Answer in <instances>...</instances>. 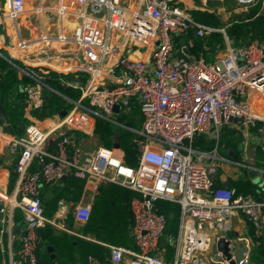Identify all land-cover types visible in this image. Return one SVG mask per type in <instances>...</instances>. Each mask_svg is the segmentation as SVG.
Masks as SVG:
<instances>
[{"label": "built area", "instance_id": "built-area-1", "mask_svg": "<svg viewBox=\"0 0 264 264\" xmlns=\"http://www.w3.org/2000/svg\"><path fill=\"white\" fill-rule=\"evenodd\" d=\"M41 1L6 0L9 17L18 19L29 9L41 14ZM58 1L62 31L34 43L19 37L14 46L18 51L34 46L39 54L56 56L41 58L28 69L13 64L19 76L30 77L33 84L24 101L30 124L22 137L8 142L17 157L13 201L2 209L8 214V236L14 211L24 214L20 248L10 264H38V229L48 222L43 191L59 186L69 175L83 180V190L88 187L94 194L75 208V219L83 224L89 222L95 198L107 183L137 194L130 201L135 249L106 245L107 261L90 255L87 264H252L253 249L264 238V193H238L231 174L222 171L229 164L247 176L251 171L264 176V169L255 165L256 149L264 153V43L234 44L226 29L196 22L184 0ZM235 1L245 8L261 1L264 9V0ZM71 15L78 23L69 35L63 24ZM192 29L200 38L223 34L224 46L218 48L215 62L177 55L176 37ZM143 48L141 56L135 55ZM52 71H82L89 79L79 85L59 78L52 88L47 85ZM45 89L72 106L52 125L35 114L44 110ZM135 101L143 117L140 129L115 118L129 115ZM118 103L120 113L114 110ZM98 119L137 136L133 165L126 163L122 147H84ZM227 128L241 138L236 151L225 148ZM68 131L73 134L68 136ZM76 132L85 137L75 138ZM200 136L212 142L211 149L195 147ZM252 137L258 143L251 146ZM227 180L230 189L216 187ZM2 199L6 204L8 196ZM159 202L177 206L176 234H166L171 218ZM221 240L228 243V256L218 247Z\"/></svg>", "mask_w": 264, "mask_h": 264}, {"label": "trees", "instance_id": "trees-1", "mask_svg": "<svg viewBox=\"0 0 264 264\" xmlns=\"http://www.w3.org/2000/svg\"><path fill=\"white\" fill-rule=\"evenodd\" d=\"M238 6L241 12L233 15L228 23L224 22L222 16L216 12L193 10L191 14L198 23L216 28L226 27L230 40L236 45H249L255 40L264 43V9L262 2L259 1L247 8L241 5ZM196 31V29H192L186 35L176 37L175 52L179 56H186L183 47L187 46L189 58L200 59L204 57L208 62H215V54L218 48L224 46L223 34L216 33L210 37L200 38L197 37ZM10 61L23 69H28V66L12 59L5 51L0 50V119L3 120L8 133L16 137H22L30 124L23 113L24 101L28 95L27 88L33 84V80L25 75L17 78L15 75L17 70ZM50 75L52 80H48L47 85L52 88H57L56 79L59 78H64L79 85H85L89 79V74L82 71L68 74L52 71ZM76 75H78V78H76ZM44 103L43 112L35 113L41 119L60 115L65 116L72 107L66 99L55 95L48 89L44 90ZM121 121L136 129L141 128L143 117L138 102H134L131 113L121 117ZM94 135L98 143L107 148H112L114 143L118 141L126 153V163L128 165L134 164L137 150L134 142L137 136L134 133L98 119ZM223 137L226 150H238L241 138L234 130L227 128ZM195 147L211 149L212 142L207 141L205 136H200L196 140ZM255 165L264 169V153L259 148L255 152ZM84 184L83 180L69 175L59 186L46 187L43 191L45 215L49 219L53 218L63 206L64 202L62 201L76 203L82 195ZM233 185L238 189V193H251L256 196L258 194L256 186L249 179L237 180L233 182ZM221 186L220 181L216 183V187ZM50 191H52L51 197L46 194ZM136 196L135 192L118 186H111L108 189L103 187L101 189V192L95 198L89 222L81 227L83 235L92 236L91 238L94 241L58 231L50 224L38 229V234L41 237L37 251L38 264H87L90 255L95 256L100 262H105L109 256V249L106 244L135 249L131 235L133 216L130 201ZM158 204L161 206L162 212L168 217L171 213L175 215V218L169 220L166 234H169L171 230L176 234L179 216L177 206L168 202H159ZM17 211L15 217L20 221L23 213L19 209ZM68 218V221L73 225L75 223L73 214L70 213ZM251 233L253 234L252 230ZM7 240L8 237H6L5 242ZM164 244L169 247V244ZM50 246L54 248V260L51 259V253L48 251ZM251 260L254 261V264H264V238L261 239V244L253 249Z\"/></svg>", "mask_w": 264, "mask_h": 264}, {"label": "crops", "instance_id": "crops-1", "mask_svg": "<svg viewBox=\"0 0 264 264\" xmlns=\"http://www.w3.org/2000/svg\"><path fill=\"white\" fill-rule=\"evenodd\" d=\"M33 4L35 3L33 2ZM33 4H30V6L33 7ZM40 5L44 8L43 13L37 14L29 9L18 19H13L9 17L6 0H0V50L5 51L12 59L18 60L26 66L30 65L31 63L39 62L42 54L37 53V50L33 48L34 46H31L28 51L15 50L14 46L16 40L19 37L34 43L43 35L56 36L60 31H62V21L56 12L59 6V1L43 0L40 2ZM77 23V17L72 15L65 20L63 25H66L69 35L73 34ZM144 52L145 51H141L140 49L138 54L135 55L141 56ZM218 57L219 53H216L215 58L217 59ZM10 63L12 65L14 64L11 61ZM48 63L53 62L50 61ZM108 66L109 63L106 65V68ZM15 75L17 78L21 77L17 72ZM23 115L25 117V109ZM47 120L48 125H52L53 123L55 124L61 121L59 120L58 116L47 118ZM93 137H95V135L88 137L84 142V147L89 151L94 150L97 145H99V143H96V137L95 139ZM13 138L14 135L7 132L3 120L0 119V199H2V197L8 196V200L6 201L7 203L5 204L6 206H9L10 200L13 201L15 193L14 190L17 184V175L15 173L17 157L12 154L8 148V142ZM91 144L95 145L91 146ZM262 191L264 193V185ZM46 194L51 197L52 191ZM91 195H94L92 193V189L87 187L82 191V195L76 203L62 201L64 202L62 208L56 212L53 218L49 219L45 215L48 220L47 224L54 226L58 231L66 232L70 235H74L83 239L92 240V236L90 235L84 236L83 234H78L77 228L80 226L82 227L84 224L78 222L74 216L75 208L81 203L88 202L91 199ZM2 201L4 200L2 199ZM72 207H74L72 214L75 219V223L73 225H71L70 221H68V216ZM17 210L18 209L14 211L13 215L11 216V220L9 221L11 229L9 228L10 234L8 236V240L7 242L4 240V242H2L0 245V264H10L12 257L16 255L17 250L20 247L21 234L24 229V214L22 215V219L18 221V219L15 217L18 212Z\"/></svg>", "mask_w": 264, "mask_h": 264}, {"label": "rangeland", "instance_id": "rangeland-1", "mask_svg": "<svg viewBox=\"0 0 264 264\" xmlns=\"http://www.w3.org/2000/svg\"><path fill=\"white\" fill-rule=\"evenodd\" d=\"M183 6L185 8H187L188 10L190 11H193V10H201V11H210V12H216L217 14H220L223 18V21L224 22H229L230 18L233 16V15H236L238 13L241 12V9L239 8L237 2L235 0H184V3H183ZM227 29L226 27H222L220 29ZM24 35V34H23ZM25 36V35H24ZM25 38V37H24ZM158 45V44H157ZM156 45V46H157ZM29 49H27L28 51ZM141 51H145V48L144 49H141ZM1 56H3L1 54ZM49 61V60H48ZM53 62L54 65H56L57 67H60V69H64L66 68L67 66H60L56 63H59V62H56L54 63V61H51ZM63 64V63H62ZM17 70V68H16ZM59 120H62L64 119V116H58ZM116 119H119L121 121V117H117L115 116ZM123 122V121H121ZM85 137L84 134L82 133H78L76 132L74 134V137L77 138V137ZM95 139V137H93ZM96 141V140H95ZM249 144L252 146L253 144H257L258 143V139L252 137L249 139ZM96 143L98 144V141H96ZM94 146L95 144H91V146ZM98 146V145H97ZM224 150L222 149V152ZM250 160V159H249ZM227 171L231 174V180L233 182H235L236 180L235 179H238V180H247L249 179L253 185L256 186V189H257V192L260 193V191L262 190L263 188V185H264V176L262 177H256L255 179H251L249 176H247L245 173H244V170L237 167V166H233V165H229V164H224L223 165V171ZM75 207V206H74ZM74 207H72L70 210V213H73V209ZM62 208V207H61ZM60 208V209H61ZM77 232L78 234H83V231L81 229V226L77 228ZM170 233H173V231L171 230ZM108 246H116V245H112V244H106ZM241 250V249H240ZM254 261L252 260V264ZM126 264H129L128 262Z\"/></svg>", "mask_w": 264, "mask_h": 264}, {"label": "water", "instance_id": "water-1", "mask_svg": "<svg viewBox=\"0 0 264 264\" xmlns=\"http://www.w3.org/2000/svg\"><path fill=\"white\" fill-rule=\"evenodd\" d=\"M101 16V15H100ZM185 53L188 55L189 51L187 49H185ZM56 54L55 53H52V52H48L46 54H42L41 55V58H52V57H55ZM81 61L83 62V59H81ZM114 110L116 113H120L121 111V105L118 103L115 105L114 107ZM234 122H236V119H233ZM73 134V131H68L67 132V135L68 136H71ZM114 148L116 149H120L121 148V145L120 143H115L114 144ZM229 155L232 156V157H236V153L234 151H231L229 152ZM249 177L253 180L255 179L256 177H258V174L256 172H249ZM67 179V177H64L63 178V181H65ZM224 188H227V189H230L231 188V183L229 180L223 182V185H222ZM111 187V184L107 183L105 185V188L108 189ZM5 207V202L2 201L0 199V245L2 242H4V240L6 239V237H8V231H7V222H8V214L6 213H3L2 212V209ZM171 219L174 218V215L173 214H170L169 216ZM218 247L221 251H223V253L225 255H229V248H228V243H226L224 240H221L219 243H218ZM49 253H51V259L54 260L55 259V254H54V248L53 247H49L48 249Z\"/></svg>", "mask_w": 264, "mask_h": 264}]
</instances>
